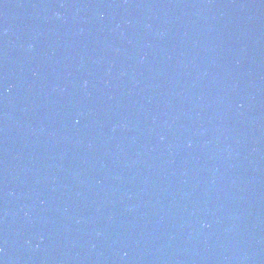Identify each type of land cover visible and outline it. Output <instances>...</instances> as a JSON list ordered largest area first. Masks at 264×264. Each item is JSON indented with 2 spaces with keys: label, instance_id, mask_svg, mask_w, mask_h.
I'll return each mask as SVG.
<instances>
[{
  "label": "water",
  "instance_id": "obj_1",
  "mask_svg": "<svg viewBox=\"0 0 264 264\" xmlns=\"http://www.w3.org/2000/svg\"><path fill=\"white\" fill-rule=\"evenodd\" d=\"M0 264H264V0H0Z\"/></svg>",
  "mask_w": 264,
  "mask_h": 264
}]
</instances>
